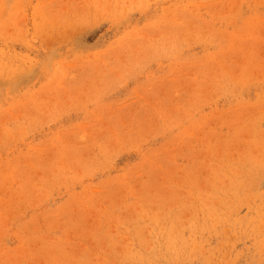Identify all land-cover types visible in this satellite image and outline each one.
<instances>
[{
    "label": "rangeland",
    "instance_id": "obj_1",
    "mask_svg": "<svg viewBox=\"0 0 264 264\" xmlns=\"http://www.w3.org/2000/svg\"><path fill=\"white\" fill-rule=\"evenodd\" d=\"M0 264H264V0H0Z\"/></svg>",
    "mask_w": 264,
    "mask_h": 264
}]
</instances>
